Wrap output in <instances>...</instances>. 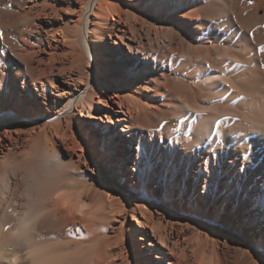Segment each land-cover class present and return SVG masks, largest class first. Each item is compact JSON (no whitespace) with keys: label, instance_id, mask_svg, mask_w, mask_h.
Instances as JSON below:
<instances>
[{"label":"bare ground","instance_id":"bare-ground-1","mask_svg":"<svg viewBox=\"0 0 264 264\" xmlns=\"http://www.w3.org/2000/svg\"><path fill=\"white\" fill-rule=\"evenodd\" d=\"M237 1L242 47L221 33L225 20L215 24H235L230 0H87L82 25L54 36L68 72L52 49L44 60L28 41L17 42L18 72L0 76V264H118L105 249L115 214L121 225L127 214L139 226L137 214L143 219L145 235L129 241L137 264H264V60L256 55L264 59V0ZM130 5L166 12L172 35L189 17L195 23L199 46L188 53L195 61L185 57L177 72L187 84L176 82L161 104L132 80L149 56L124 39ZM253 28L255 38L247 32ZM106 173L114 182L105 187ZM165 180L176 199L185 197L184 219L194 228L205 219L214 225L199 255L188 253L182 211L165 205ZM129 195L155 203L128 209Z\"/></svg>","mask_w":264,"mask_h":264},{"label":"rangeland","instance_id":"rangeland-1","mask_svg":"<svg viewBox=\"0 0 264 264\" xmlns=\"http://www.w3.org/2000/svg\"><path fill=\"white\" fill-rule=\"evenodd\" d=\"M17 3V0H0V76L5 75L9 79V77L14 75L15 72H18L16 71L18 67L15 65L16 63L14 62V60L11 59V55H14L16 53L15 47L17 46V42H19L20 40H24L25 42L28 41L27 43L30 44V47L34 48L33 50L36 52L35 56L37 58H44V60L47 57L45 55L46 52H51L52 49V51H54V54H58L59 59L62 60V63H64L63 65L66 67L64 69L66 70V72H68L70 68L68 67V63L66 62L64 58L65 56L63 55L64 49H62L63 47H61V45L54 42V36L60 33L70 36L75 27L79 28L82 25V22H79V24L77 22L83 18V15L86 11L87 0H21L20 5H18ZM34 5L37 7L36 10L34 8ZM146 6L141 7L144 10L146 9V11H143L142 9H135V7L131 5L130 7L128 6L131 11L130 21L132 23V29L128 30L124 34V39H126V41L132 46L143 45V47L145 48V53L149 56V61L147 62L148 65L145 67L146 70L143 73H138V71L136 73H133L134 77L132 80L136 82V85L140 83L142 86H147V90H144V92L142 91L143 93H141L140 91L139 94H144V96L146 95L147 97L151 96L156 100L158 99V101L154 103L161 104L164 100L170 97L169 95L171 93V89L173 90L175 88L176 82L187 84V79L183 76H178L177 72L181 67L183 59H185V57H189L188 53H191L193 51L192 49H194L196 46H199V41L197 33H195L196 27L193 17H189V20H191L187 21V24L184 26V28L177 29V35H172L171 31L169 30L170 27L164 24L167 13H159V10L156 9V6ZM229 6L230 14H232L229 17L232 19V24L233 21L235 22V24L228 28L229 26L228 24H226L227 19L225 18L221 19L222 21H217L215 24L219 25L225 20L224 29H220L221 33L224 30L223 33L225 36H227L228 38H231L229 36L233 37L231 38L232 40H230V42L232 41L234 45H240L239 47H242L243 41L241 42V38L246 32L244 31V28L240 29L239 27V19L243 13V11L240 10L242 9V7L237 0H230ZM249 11L250 9H247L245 11V14H247ZM31 15L34 17V19ZM113 18L116 20L117 17L114 16ZM178 21H176L172 25H177L178 23L184 22L183 19ZM110 22L116 21L111 20ZM220 30L218 32H220ZM204 31L206 30L204 29ZM247 32L255 38L257 29H249ZM104 38L106 39V41L108 40L107 35ZM168 38H171V40L169 41ZM118 42H121L120 38L118 39ZM124 51H127L125 47ZM185 54H187L188 56ZM256 55L259 58V61L262 63L264 60L262 54L256 52ZM55 57H57V55H55ZM188 59L195 61L193 60V57L191 55ZM130 64H132V62ZM155 64L157 66V69L153 70V66ZM72 71L73 72L71 73H74L73 77H75L77 75V72L74 68L72 69ZM24 72H22L24 76L29 75V71L25 70ZM63 72L64 74H66L65 71ZM65 81L66 78L61 79L60 77L59 83L61 85H63V82ZM192 84L193 83H191V85ZM65 88L68 90L67 86ZM17 89L20 93L22 92V94H24V92L22 91L21 83L18 84ZM159 94H161L162 96L157 97V95ZM21 102H23V100H21ZM32 106L34 107V109L36 108V104H33ZM1 108H3V105H1ZM1 113H6V111L1 109ZM165 125L166 123L158 127L156 133H160L161 131H163ZM80 134L82 133L80 132ZM87 139L89 142H93V137L88 135ZM188 143V141H185V143L183 144ZM121 152V154L123 155L124 151ZM135 153L136 149L132 147L130 155L128 156L129 162H132V159L134 158L133 155ZM197 167L198 166H195V168H193V170L191 171L192 177H194L195 172L198 170ZM121 168L123 169L125 167ZM178 173H180V171H178ZM200 173L202 175H205L204 168H200ZM124 180L128 182L129 177L125 176ZM199 181H195V188H197ZM112 182H114V179L106 173L101 184L106 187L107 185L111 186ZM164 182L165 205L168 207V210L170 209V211H172L173 208L175 209L177 207L180 211H182L183 221L181 224L183 225V237H187L185 240L190 244L188 253L189 255H193L192 252H194L199 255L202 249L203 242H205L208 237H213V232L210 231L209 227H213L214 225L213 223L206 221L205 219L206 222L204 220H201V224L194 228L192 222L184 219L188 217L187 208L185 207V197H181L180 200L176 199L175 196L172 195V191L176 190V187L173 185V181L165 180ZM96 186L97 188H100V183H97ZM183 186L186 193V191L189 190L190 179L184 181ZM196 193L197 198L199 199L201 193L200 190H198ZM138 199L139 200L135 201L134 199H131L129 195V198L126 202L128 209L135 208L136 204L139 203V205H143V203L145 202L155 203L153 198L146 199L144 195H140ZM118 200H120V203H124V200L122 198L119 197ZM141 208L143 207L141 206ZM105 209L104 211L108 212V209ZM196 215L198 216V214ZM116 216L117 214L114 215V219L112 218V221L110 220V226L106 230L108 235L105 239V247H107L105 248L106 255L108 254L109 258H114L115 262H117L118 264L140 263V259L131 250L129 241L133 234L137 241H139V239L143 237V235H145V229L144 227H141L143 226V219L141 215L137 214L138 220L142 222V224H140L141 226H139L137 222L132 221L130 214H127L125 216V220L122 225L119 222V219L121 218L119 216ZM193 231L195 233L196 231L202 232V235L204 234V237L199 240H195L194 236H196V234ZM242 237H244L246 242L248 243L255 241L254 235L251 233L243 232ZM190 242H192V244ZM121 260H123V262Z\"/></svg>","mask_w":264,"mask_h":264}]
</instances>
